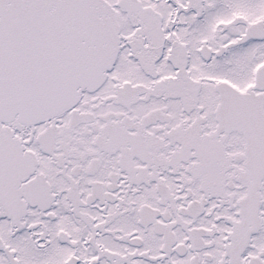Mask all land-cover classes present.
Returning a JSON list of instances; mask_svg holds the SVG:
<instances>
[{"label":"snow or ice","instance_id":"1","mask_svg":"<svg viewBox=\"0 0 264 264\" xmlns=\"http://www.w3.org/2000/svg\"><path fill=\"white\" fill-rule=\"evenodd\" d=\"M0 264H264V0H0Z\"/></svg>","mask_w":264,"mask_h":264}]
</instances>
